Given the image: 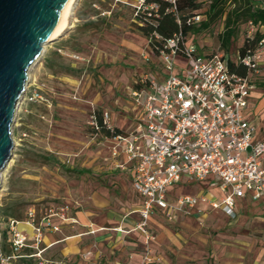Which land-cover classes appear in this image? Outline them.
Returning a JSON list of instances; mask_svg holds the SVG:
<instances>
[{
    "label": "rangeland",
    "instance_id": "1",
    "mask_svg": "<svg viewBox=\"0 0 264 264\" xmlns=\"http://www.w3.org/2000/svg\"><path fill=\"white\" fill-rule=\"evenodd\" d=\"M200 2V14H204L208 2ZM137 5L132 0H76L63 34L47 45L31 67L13 125V158L1 172L0 251L9 219H25L30 207L41 218L67 205L68 215L82 223L105 217L108 222H122L138 208V197L125 174L109 163L110 144L92 126V116L99 112L109 115L113 129L131 130L136 116L132 89L150 73L162 71L158 55L138 29ZM224 31L223 19L189 34L187 40L203 54H223L237 61L240 48L254 31L241 23L228 50L222 46ZM176 65L179 73L188 60L178 56ZM255 78L259 83L252 94L253 110L246 113L257 125L256 140L264 142V51ZM210 180L207 185H175L171 191L197 194L208 188ZM93 195L109 204L96 206ZM252 204L250 200L241 203L236 220L213 211L202 224L153 215L145 232L137 228L141 217L132 215L138 224L125 236V251L104 255L88 248L85 241L69 255V264H264V210ZM45 231L36 246L34 229L25 230L27 246L18 253L29 257L12 264H35L36 258L30 255L43 250ZM75 233L73 227H63V234ZM59 253L51 256L60 258Z\"/></svg>",
    "mask_w": 264,
    "mask_h": 264
},
{
    "label": "built area",
    "instance_id": "2",
    "mask_svg": "<svg viewBox=\"0 0 264 264\" xmlns=\"http://www.w3.org/2000/svg\"><path fill=\"white\" fill-rule=\"evenodd\" d=\"M137 4V12L157 9L156 4L144 5V0ZM203 19L197 15L193 22ZM263 51L264 38L254 55L242 59L250 76H241L231 71L227 56L201 53L182 33L158 47L161 73H150L137 83L140 88L131 91L135 126L106 137L112 142V166L130 173L134 190L143 198L138 229L145 232L156 212L171 222L181 217L202 220L208 206L235 219L239 203L264 204V142L256 140L257 125L246 113L253 108L257 85L251 76L260 72ZM178 56L185 57L188 66L176 73ZM104 122L113 130L108 114ZM92 126L97 133L95 115ZM207 180L208 188L197 194L171 191L175 185ZM68 210L65 205L38 218L35 208L28 209L27 224L35 231L36 246L42 242L43 230L60 231L55 218L71 220ZM7 232L14 253L0 251V264H12L27 246L18 220H9ZM43 252L30 255L35 264H63L45 259Z\"/></svg>",
    "mask_w": 264,
    "mask_h": 264
},
{
    "label": "water",
    "instance_id": "3",
    "mask_svg": "<svg viewBox=\"0 0 264 264\" xmlns=\"http://www.w3.org/2000/svg\"><path fill=\"white\" fill-rule=\"evenodd\" d=\"M68 0H0V189L1 172L13 158V125L31 66L53 42Z\"/></svg>",
    "mask_w": 264,
    "mask_h": 264
},
{
    "label": "trees",
    "instance_id": "4",
    "mask_svg": "<svg viewBox=\"0 0 264 264\" xmlns=\"http://www.w3.org/2000/svg\"><path fill=\"white\" fill-rule=\"evenodd\" d=\"M132 1L138 2L139 0ZM207 2V10L204 14H200L202 9L200 0H144V5L156 4L157 9L137 12L136 19L140 23L138 29L149 40L152 51L158 55V47L163 46L176 34L182 33L187 39L189 34L207 30L223 19L225 31L221 35L222 46L228 50L240 24L248 23L253 28L254 35L245 40L239 50L238 60L232 61L228 58V64L232 72L241 76H250L248 67L242 64L241 61L247 56L254 55L260 48V42L264 38V0H207ZM197 15L204 16L200 23L193 22V18ZM255 76L257 75L251 76V79L257 85L259 82ZM138 88H140L138 85L134 87V89ZM95 116L99 126L97 133L101 136L112 137L121 133L119 129L111 130L108 128L102 113L98 112ZM14 215L12 214V216ZM7 239L8 236L4 231L1 251L11 255L13 250L4 246Z\"/></svg>",
    "mask_w": 264,
    "mask_h": 264
},
{
    "label": "crops",
    "instance_id": "5",
    "mask_svg": "<svg viewBox=\"0 0 264 264\" xmlns=\"http://www.w3.org/2000/svg\"><path fill=\"white\" fill-rule=\"evenodd\" d=\"M134 121L136 123V117H135ZM135 123H134L133 127L135 126ZM128 131H121V133H126ZM105 140L107 141V143L110 144L109 145V151H110V155H111V146H112V142L110 141L111 138L108 139L105 137ZM109 163L112 166V160H110ZM121 172L123 174H125L128 182L131 186V190L138 197V200H139L138 208L133 209L131 212H129L128 214H126L124 216V219L122 222H117V223L108 222L106 217L102 220H94V221H88V222L84 221L83 223L80 222L79 219L77 217H74V216L70 217L71 220H69L67 222H62L60 220L54 219L53 220L54 224L60 226L61 229L59 232H53V231L51 232V230L45 229L47 231H45L46 233H44V238H43L44 243H45L44 248H43V251H44L43 254L47 259L52 260V261L57 262V263L69 264V255L75 251H78L81 248V244L84 243L85 241H88V243H89L88 248H92V250H94V251L101 250V252H104V255H110V253L118 252V251H120V252L125 251V248H124L125 236L127 234L132 233L135 230L136 225L138 224V221H136V219L133 217L136 216V218H138V220L140 219V208L143 204V198L134 190V188L132 186V182H131L130 173L126 172V171H121ZM92 199H93V202L96 206H100V207L104 206L105 207V206H107V204H109V200L104 199V198L97 196V195H93ZM240 204L241 203L238 204L237 209H239ZM251 207L259 209V210H264V204H258V203L254 204L253 203ZM237 209H236V211H237ZM204 210H205V215H204L202 220H198L195 217H181V218H179L178 221L191 219V220H195V221L202 224L206 220L209 213L215 211V210H211L210 207H208V206L204 207ZM238 211H237V218L232 219V220H236L239 218L240 214ZM217 212H220V211H217ZM132 215H135V216L132 217ZM155 215H162L164 217L162 212H156L154 214V216ZM11 219L18 220L20 222V228L24 231L26 230L29 232L33 229V227L31 225L27 224L26 218L25 219L10 218L9 220H11ZM64 226L73 227V229L77 230V233H75V235L63 234V227ZM7 227H8V224H7ZM7 227H5L4 231L8 235ZM57 233H61V234H57ZM8 241H9V239H7V241H6L7 246H5V247L13 250L11 243ZM55 251L57 253L60 252L59 253L60 258H57V257L54 258L51 256V254L54 253ZM13 253H14V251L12 252V254ZM98 254L99 253H97V255ZM6 255H8V254H6ZM130 255L132 258L134 257L133 253H131ZM28 257L29 256L27 254H20V259H26ZM129 263L133 264V261H130ZM117 264H121V263L118 262Z\"/></svg>",
    "mask_w": 264,
    "mask_h": 264
},
{
    "label": "bare ground",
    "instance_id": "6",
    "mask_svg": "<svg viewBox=\"0 0 264 264\" xmlns=\"http://www.w3.org/2000/svg\"><path fill=\"white\" fill-rule=\"evenodd\" d=\"M75 1L76 0H68L67 1L64 9L62 10L58 26L54 32L53 37H52L53 40H56L57 38H59L63 34V32L65 31L66 27L68 26L69 20L71 19L73 11H74ZM46 47H47V45L44 46V49H46ZM29 75H30V71H29Z\"/></svg>",
    "mask_w": 264,
    "mask_h": 264
}]
</instances>
